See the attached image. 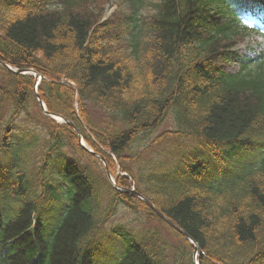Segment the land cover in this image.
Returning a JSON list of instances; mask_svg holds the SVG:
<instances>
[{
    "label": "trees",
    "instance_id": "trees-1",
    "mask_svg": "<svg viewBox=\"0 0 264 264\" xmlns=\"http://www.w3.org/2000/svg\"><path fill=\"white\" fill-rule=\"evenodd\" d=\"M110 1L0 0V60L43 75L48 111L76 125L119 186L137 180L198 244L200 264H264V0H129L102 21ZM35 82L0 65V264H104L103 225L119 205L161 219L109 183L105 201L99 160L43 114ZM160 142L162 160L148 155ZM245 148L263 151L259 166L222 181ZM110 229L120 244L109 264H194L175 229L177 243Z\"/></svg>",
    "mask_w": 264,
    "mask_h": 264
},
{
    "label": "rangeland",
    "instance_id": "rangeland-1",
    "mask_svg": "<svg viewBox=\"0 0 264 264\" xmlns=\"http://www.w3.org/2000/svg\"><path fill=\"white\" fill-rule=\"evenodd\" d=\"M125 2H128V0H113L110 4V6L108 7L109 9H114L117 7L118 4H121V7H125ZM248 44L247 39L244 41V43L242 44V46ZM19 121L22 123V125H26L28 123V125L31 126V130L35 133H39L40 135L42 134L44 136V138L46 137V133L42 124L41 123H37L36 121L30 123V122H26L23 118H20ZM172 121L170 119H168L165 123H163V125L161 126V131L166 130L167 128H172L174 127V125L171 123ZM31 131V132H32ZM150 150V149H149ZM149 152V156L153 155L154 158H158L159 160H162V158L166 155H168L169 152V143L168 142H160L157 145L154 146V148ZM82 163H87L88 165L89 162H87L86 160L83 161L81 159ZM90 168L92 169L93 173L95 174V176L99 177L102 182L101 185V190H103V196L105 198V201L108 200V196L109 193H111L112 190H110V187L108 186V181L106 182V180L108 179L107 177V173L106 170L104 169V167L100 164V163H91ZM120 173L122 174L118 168H117V174ZM131 181V179H130ZM137 182V180L135 181ZM106 204V202H105ZM111 216V217H110ZM110 219L109 221L105 224V228L104 229H110V226H114V227H129L132 232H139L138 236H141L143 234L149 235V232L151 229H156L157 231H159L163 238L168 242V240H170L171 242L177 243L179 240L172 234V230L166 225V224H162L160 223V221H155V220H150L147 219L146 216L143 213H134L132 211H129L128 209L124 208V206H119V209L113 214L110 215ZM113 227V228H114ZM169 241V242H170ZM196 253L193 251V256Z\"/></svg>",
    "mask_w": 264,
    "mask_h": 264
},
{
    "label": "water",
    "instance_id": "water-1",
    "mask_svg": "<svg viewBox=\"0 0 264 264\" xmlns=\"http://www.w3.org/2000/svg\"><path fill=\"white\" fill-rule=\"evenodd\" d=\"M66 122L67 119L65 118ZM69 122V121H68ZM70 123V122H69ZM71 124V123H70ZM72 125V124H71ZM149 205L153 207V205L148 201ZM162 218H164L169 224H171L173 227H175L176 229H178L182 234H184L185 236H188L182 229H180L173 221L167 219L163 214H161L157 209H154Z\"/></svg>",
    "mask_w": 264,
    "mask_h": 264
},
{
    "label": "bare ground",
    "instance_id": "bare-ground-1",
    "mask_svg": "<svg viewBox=\"0 0 264 264\" xmlns=\"http://www.w3.org/2000/svg\"><path fill=\"white\" fill-rule=\"evenodd\" d=\"M58 120H60V119H58Z\"/></svg>",
    "mask_w": 264,
    "mask_h": 264
}]
</instances>
